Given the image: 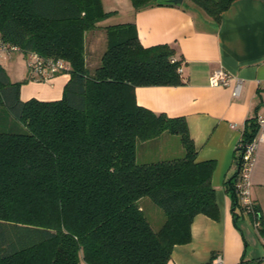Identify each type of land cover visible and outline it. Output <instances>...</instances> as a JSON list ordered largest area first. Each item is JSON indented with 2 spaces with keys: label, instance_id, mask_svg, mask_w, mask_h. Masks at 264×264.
<instances>
[{
  "label": "trees",
  "instance_id": "16d2710c",
  "mask_svg": "<svg viewBox=\"0 0 264 264\" xmlns=\"http://www.w3.org/2000/svg\"><path fill=\"white\" fill-rule=\"evenodd\" d=\"M192 1L218 20L232 0ZM110 13L101 0H0L4 42L70 65L56 100H22L23 81L0 65V264H166L196 214L218 218L214 161L196 160L186 119L136 102L137 86L182 83L174 49L142 45L134 23L106 25L100 64L88 71L85 32ZM256 132L246 120L242 141ZM162 133L178 135L183 155L137 163V146ZM237 175L227 181L234 216ZM143 197L161 208L160 226Z\"/></svg>",
  "mask_w": 264,
  "mask_h": 264
},
{
  "label": "crops",
  "instance_id": "0c3cea01",
  "mask_svg": "<svg viewBox=\"0 0 264 264\" xmlns=\"http://www.w3.org/2000/svg\"><path fill=\"white\" fill-rule=\"evenodd\" d=\"M125 4L121 13H114L85 32L88 71L93 72L100 64L106 48V25L134 23L142 45H170L182 66V83L137 86L136 102L155 113L184 117L197 151L196 160L214 161L211 183L218 218L196 214L190 240L175 244L166 264H204L216 254L221 255L224 264H264L260 224L254 214L243 212L239 206L234 216L227 188V181L237 171V143L246 120L264 113V0H232L218 20L192 0L139 9L131 0H125ZM102 6L106 11L115 9ZM0 65L10 81H23L22 100L59 99L69 78V73H57L49 81L32 79L21 50L0 52ZM219 68L238 79L237 95L233 94L235 80L225 85L209 84V76ZM251 197L257 214L264 219V143L257 147Z\"/></svg>",
  "mask_w": 264,
  "mask_h": 264
},
{
  "label": "built area",
  "instance_id": "2783aa9c",
  "mask_svg": "<svg viewBox=\"0 0 264 264\" xmlns=\"http://www.w3.org/2000/svg\"><path fill=\"white\" fill-rule=\"evenodd\" d=\"M14 50H20L16 45L4 42L0 38V52L11 53ZM28 60V68L31 78L37 81H49L57 73H68L70 65L67 61L60 58L44 57L35 51L25 53ZM174 61V58H171ZM182 66L179 63L177 71L181 73ZM235 80L233 94L238 93V79L227 70L219 68L214 70L209 76V84L213 86L225 85ZM257 132L254 137L247 142L242 141V136L237 143L238 156L236 164L238 175L235 183V191L238 195L239 202L243 212L254 214L256 217L255 203L251 197V173L256 162V152L259 144L264 143V113L256 116ZM256 223L259 221L256 218ZM204 264H224L220 254L214 255Z\"/></svg>",
  "mask_w": 264,
  "mask_h": 264
},
{
  "label": "rangeland",
  "instance_id": "374dc122",
  "mask_svg": "<svg viewBox=\"0 0 264 264\" xmlns=\"http://www.w3.org/2000/svg\"><path fill=\"white\" fill-rule=\"evenodd\" d=\"M101 3L106 6V8H108V6H113V8H115L110 9L111 13L106 17L108 19L114 13H121L126 6L125 0H101ZM104 10L106 11V9ZM14 52H16V50H14ZM181 149H183V147L178 135L162 133L159 137L137 146L136 162L148 163L179 157L183 155V150ZM139 203L144 206V213L152 227L160 226L164 220V214L161 208L154 204L148 197H143Z\"/></svg>",
  "mask_w": 264,
  "mask_h": 264
},
{
  "label": "water",
  "instance_id": "95a60500",
  "mask_svg": "<svg viewBox=\"0 0 264 264\" xmlns=\"http://www.w3.org/2000/svg\"><path fill=\"white\" fill-rule=\"evenodd\" d=\"M168 2H170L172 5H179L182 2V0H169ZM152 4H158V2L157 1H152L148 5H152ZM237 173H238V167H237Z\"/></svg>",
  "mask_w": 264,
  "mask_h": 264
}]
</instances>
